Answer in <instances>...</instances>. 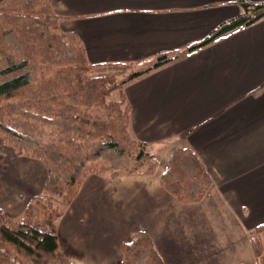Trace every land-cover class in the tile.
I'll return each instance as SVG.
<instances>
[{
	"label": "crops",
	"instance_id": "obj_1",
	"mask_svg": "<svg viewBox=\"0 0 264 264\" xmlns=\"http://www.w3.org/2000/svg\"><path fill=\"white\" fill-rule=\"evenodd\" d=\"M48 1L93 64L178 51L123 86L129 132L158 157L155 172L87 176L58 221L63 253L77 264H119L120 244L143 231L165 264H191L200 253L208 264H253L248 230L264 224V17L188 52L239 13L238 0ZM176 146L192 149L211 177L197 203L181 204L161 187ZM25 165L21 179L0 171V208L13 217L45 181L38 191L42 168Z\"/></svg>",
	"mask_w": 264,
	"mask_h": 264
},
{
	"label": "trees",
	"instance_id": "obj_2",
	"mask_svg": "<svg viewBox=\"0 0 264 264\" xmlns=\"http://www.w3.org/2000/svg\"><path fill=\"white\" fill-rule=\"evenodd\" d=\"M235 4L240 8L236 16L186 51L264 17V1ZM60 20L48 0H0V140L46 170L42 195L32 197L18 217L0 208V264H74L59 247L57 224L64 208L53 199L68 205L91 174L106 180L150 176L158 165L146 143L129 132L130 106L123 86L175 60L178 51L156 53L152 65L125 75L134 64L91 63L79 37L61 30ZM107 66H119L121 80L99 72ZM160 184L177 202L193 204L204 198L212 181L192 149L176 146ZM35 201L43 202L47 211ZM263 235L264 224L248 230L253 264H264ZM120 252L119 264H165L143 231L122 242Z\"/></svg>",
	"mask_w": 264,
	"mask_h": 264
},
{
	"label": "rangeland",
	"instance_id": "obj_3",
	"mask_svg": "<svg viewBox=\"0 0 264 264\" xmlns=\"http://www.w3.org/2000/svg\"><path fill=\"white\" fill-rule=\"evenodd\" d=\"M153 63H154V60L152 59L149 62H144V63H140V64H134L133 66L128 68L127 72H124V74L128 75V74H130L132 72L142 71V70L146 69L148 66L152 65ZM99 72L107 73V74H114V75H116V78L121 80L120 74L122 73V70H121V68L119 66H114V67L107 66V68L104 67V68L100 69ZM114 94L116 96L117 93H114ZM92 112L95 113V114H100V111H98L97 109H92ZM26 158H30V159H26ZM27 162H30L31 164H33V166L36 167V169H38V168L40 169V166L42 168L43 176L42 175L38 176L37 190L39 191L40 187L42 186L41 182L43 181V179L45 180V178H46V170H45L44 165L40 161L35 160V159L31 158V157H24V156L16 155L14 153V151L9 146L3 144L2 141L0 140V167H1L0 171L1 172H3L4 170L7 171V172L10 171L12 174H14V176H16L17 178L21 179V178L25 177L24 176V171L26 170L25 168L27 166L25 164H27ZM41 195H42V192L35 194V196H41ZM30 199H28V201ZM54 200H55V205H57V207H59L61 209L66 207V205H63L58 199L54 198L53 201ZM35 205L41 211H43V212L47 211V208H46V206H45V204L43 202L35 201ZM25 206H26V204H25ZM25 206H24V208H25ZM18 216H14V218H16ZM11 217H13V216H11ZM262 241H263V247H264V235L262 236ZM194 258L197 259V260L196 261H192V262H190L191 260H187L185 262H190L191 264H208V262L206 261L205 255H202V253H200L199 255H195ZM69 260L71 261V259H69ZM71 262H73V261H71ZM73 263L77 264L75 262H73ZM87 263H89V262H87Z\"/></svg>",
	"mask_w": 264,
	"mask_h": 264
}]
</instances>
